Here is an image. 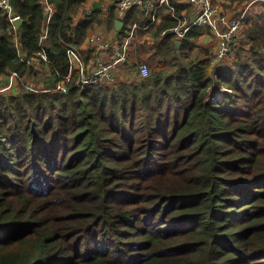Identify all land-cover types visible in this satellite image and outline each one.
<instances>
[{"label":"trees","instance_id":"obj_1","mask_svg":"<svg viewBox=\"0 0 264 264\" xmlns=\"http://www.w3.org/2000/svg\"><path fill=\"white\" fill-rule=\"evenodd\" d=\"M83 1L10 0L18 27L0 10V76L44 86L0 95V264H264V12L222 69L162 13L129 54L146 76L62 93L68 47L117 16L120 34L149 22H74Z\"/></svg>","mask_w":264,"mask_h":264},{"label":"built area","instance_id":"obj_2","mask_svg":"<svg viewBox=\"0 0 264 264\" xmlns=\"http://www.w3.org/2000/svg\"><path fill=\"white\" fill-rule=\"evenodd\" d=\"M190 2L194 4L200 3L201 5L193 16L177 13L175 7L169 0H109L103 7V11L107 16L112 10L115 13L122 14L128 9L136 7L140 9L144 15L149 17V24H151L155 21L158 10L164 7L170 12L171 17L175 21L173 32L176 33L178 37H182L193 27L208 28L217 42V49L214 53L216 55V60L224 61L232 51L235 38L239 33L241 16L236 17L223 13L217 5L212 4L211 0H190ZM0 10L8 14L9 20L12 23L20 19L19 16L12 13L10 0H0ZM244 12L245 11L242 13ZM136 26L137 25L134 24L132 30L136 28ZM132 30L124 38L121 45L114 48L110 60L106 61L99 52H96L92 68L86 69L77 50L72 46L68 47L66 49V57L69 64L68 72L55 85V89L65 93L68 84H72L73 87L81 88L83 86L111 83L114 79L115 70L120 67H125L128 64V46L129 40L132 37ZM107 46V43H102L100 48L106 49ZM38 55L44 57L43 53H38ZM137 68L141 76H146L148 74L146 64L140 63ZM74 72L75 74L73 75ZM2 78L3 77L0 76V94L10 91L12 87L16 85L17 79H21L17 72H11L7 78ZM27 86L32 89L31 85ZM215 92L219 91H211L210 94H212V98L210 101L214 99Z\"/></svg>","mask_w":264,"mask_h":264},{"label":"crops","instance_id":"obj_3","mask_svg":"<svg viewBox=\"0 0 264 264\" xmlns=\"http://www.w3.org/2000/svg\"><path fill=\"white\" fill-rule=\"evenodd\" d=\"M108 1L109 0H84L81 8L78 9V11L76 12V14L73 18L74 22H78L80 19L83 18L84 15L91 14L95 8H99L101 10V17L104 21H106L107 16L104 14L103 7L108 3ZM169 2H170V0H169ZM96 4H98L99 7H96ZM176 4L178 6V9H176V5L175 6H174V4H172V5L175 7L177 13L184 14L186 16H193L195 14L196 10L199 9L201 6L200 3L194 4V3L190 2V0H177ZM215 5L219 6L218 4H215ZM219 8H221V6H219ZM46 9L49 12L52 11V7L49 5H46ZM162 13H167L171 17L170 12L166 8H164V7L160 8L157 12V17H156L154 22L149 24L150 23V20H149V22L144 27H140L137 23H133L130 26H128V28H126L122 34L118 33V30L120 29V27L123 24L118 29H116L115 26L114 27H108L107 24H105V23L98 25V26H95L93 30L88 32V34L86 35V38L84 39L82 44L79 45L77 48H75L77 50V52L79 53V55L81 56L83 65L86 67V69L92 68L94 61H95L96 52L97 53L99 52L106 61L110 60V58L112 57V53H113L114 48L116 46L121 45L124 38L132 30V26L134 24H136L137 26H136V28H134L132 30V37L129 40V46H128V56H129L130 52L131 53L133 52L136 54L137 53V47L140 43H142L143 41L150 42L152 40L151 34L147 30L153 24H157L161 21ZM114 14H115V12H114ZM117 17L120 18L119 16H117ZM146 17H148V16H146ZM118 18L116 20L121 21ZM148 19H149V17H148ZM121 23H122V21H121ZM195 28L199 29L201 32L197 38L193 39V42L197 46H200L199 42H201V38L203 36H205L208 39V42H210V43L212 42L211 43V44H213V51L212 52L214 53L217 49V42H216L214 35L211 33V31L205 27H195ZM139 30L146 31V32L140 36L138 33ZM165 33H166V30L161 31L160 35H164ZM205 33H207L208 35L207 34L205 35ZM149 35H150V39H149ZM184 35L182 37L176 36L175 39H177V41H176V44L178 42L177 45H179V40L182 39L184 37ZM102 43L108 44L106 49L100 48V45ZM200 56L203 57V54ZM139 57L140 56L137 55L136 60L137 59L139 60ZM123 68L124 67H120V68H117L115 70L114 79L111 83L119 82V81L125 80V78H128V76L125 75V73L127 74V71H125ZM43 87H41V88H43Z\"/></svg>","mask_w":264,"mask_h":264},{"label":"rangeland","instance_id":"obj_4","mask_svg":"<svg viewBox=\"0 0 264 264\" xmlns=\"http://www.w3.org/2000/svg\"><path fill=\"white\" fill-rule=\"evenodd\" d=\"M212 4H218L219 6H221L220 10L223 13H226L230 16H241V27L239 30V33L237 35V37L235 38V40L237 41L239 38H244L245 35V29H246V25L244 23V18L247 15H254L257 13H262L264 12V2L260 1V0H248V1H243V2H238L237 0H211ZM218 6V7H219ZM247 9V10H245ZM243 11H245L244 13H242ZM207 33H205L206 35ZM148 35V34H147ZM208 35V34H207ZM139 36V35H138ZM149 39H150V35H149ZM200 46H197L196 48L193 49V51L191 52V57L195 58V57H199L200 55L204 54L205 51L213 54V44H211L210 42H208V39L203 36L201 38V42ZM215 53V52H214ZM228 58V59H227ZM224 61H217L216 60V55L212 61V65L214 66V69H222L225 66H227L229 64V62L232 59V51L230 52V54L228 55ZM143 63V64H148L150 62H145L143 59L141 60H136L135 66L132 65V62H130V60L128 59V64L123 68L125 71H127V74L125 73L126 76H128V78H125V80L127 79H131L135 76L136 71H138V64ZM132 65V66H131ZM151 66H154V63L151 64ZM124 78V77H123ZM3 79V78H2ZM123 81V80H122ZM16 85H14L12 87V89L10 91H7L4 94H0V95H11L13 93H16L19 89L20 84L22 83L23 85H31L32 89L34 88H39L41 89V87H43V83L41 80L39 81H29L27 80L25 77L21 78V79H17L16 81ZM216 88H214L215 91ZM216 90H218L219 92H215L214 93V99L210 101V99L212 98V94L211 90H208L207 94H206V100L210 101V102H215L217 99H222L224 94H229L230 90L227 89L226 87H219Z\"/></svg>","mask_w":264,"mask_h":264},{"label":"water","instance_id":"obj_5","mask_svg":"<svg viewBox=\"0 0 264 264\" xmlns=\"http://www.w3.org/2000/svg\"><path fill=\"white\" fill-rule=\"evenodd\" d=\"M96 7H99V5L96 4ZM20 23H21V20L18 19L13 24H14L15 27H18ZM121 25H122L121 21H118V20L114 21V26H115L116 29H118ZM177 44H178V42H177Z\"/></svg>","mask_w":264,"mask_h":264}]
</instances>
